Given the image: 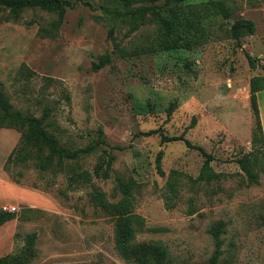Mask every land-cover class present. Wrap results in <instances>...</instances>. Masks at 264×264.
Segmentation results:
<instances>
[{
	"label": "rangeland",
	"instance_id": "rangeland-1",
	"mask_svg": "<svg viewBox=\"0 0 264 264\" xmlns=\"http://www.w3.org/2000/svg\"><path fill=\"white\" fill-rule=\"evenodd\" d=\"M66 1L61 17L26 9L13 21L0 11V87L12 108L43 118L60 147L91 146L100 130L105 143L61 167L41 172L30 158L7 171L22 131L0 129V211L15 207L0 226V256L25 250L35 233L26 264H139L119 253L114 219L92 197L117 202L126 181L143 220L135 241L162 243L170 264H264V173L250 183L237 163L255 128L248 83L264 73V0ZM160 5L170 29L151 12L133 23L137 6ZM239 19L255 23L252 35L234 39ZM257 98L264 134V92ZM157 128L203 147L217 177L198 180L204 156L146 134ZM111 157L109 176L93 175Z\"/></svg>",
	"mask_w": 264,
	"mask_h": 264
},
{
	"label": "trees",
	"instance_id": "trees-1",
	"mask_svg": "<svg viewBox=\"0 0 264 264\" xmlns=\"http://www.w3.org/2000/svg\"><path fill=\"white\" fill-rule=\"evenodd\" d=\"M131 2L132 0H123ZM171 1L181 2L183 0H164V3ZM69 3L66 0H0V11L7 13V18L13 21H18L22 12L26 9H39L46 12L58 14L59 17L64 15ZM217 8L223 9L219 2H215ZM208 6H210L208 4ZM211 7V6H210ZM160 6H137L132 10L131 16L133 23H136L138 15L151 12L155 22L161 24L166 30L171 28V22L162 15ZM213 8V7H212ZM211 14L213 12L210 11ZM140 19V18H139ZM47 35H50L52 29H44ZM255 31V23L249 19H239L231 27V35L234 39H238L245 35H252ZM182 37L181 35L179 36ZM178 43V42H175ZM171 45V46H170ZM173 44H168L165 48H173ZM178 46V44L176 45ZM250 67L255 68V60L248 53L246 54ZM110 61L109 56L102 55L98 62H93L92 67L97 70L103 67ZM264 67V65H263ZM249 103L255 120V128L252 132L251 150L243 154L238 160L241 170L245 173L250 183H257L259 170L264 173V134L260 119L258 106V93L264 90V73L256 74L249 79ZM8 98L0 87V129L1 128H19L21 129L20 139L17 145L9 153L3 169L9 170L11 163L15 161H27L32 158L35 161L34 166L41 172L47 171L52 167H61L66 159H77L79 155L89 153L91 150L103 145L105 139L100 130L95 143L91 146L69 151L66 148L60 147L54 135L49 132L43 124V118L24 115L19 110L10 106ZM147 135L157 134L162 142L183 141L185 145L194 148L204 156V162L200 173L197 175L198 180L210 181L217 177L213 172L210 162L214 159L210 153H207L201 146L192 144L183 134L166 135L161 129H152L146 132ZM118 149H121L118 147ZM111 158L106 160L105 168L101 164L96 165L92 171L97 177L107 178L109 176V165ZM157 167L159 168V156L156 158ZM83 175V174H82ZM85 176V173H84ZM76 181L75 177H72ZM89 178H86L88 180ZM120 186L124 196L117 202L108 201L104 195L95 191L92 197L100 207L109 213L114 219L115 238L117 250L126 259H135L139 264H170L167 248L160 242H136L135 235L138 230L143 228V220L131 211V188L130 182H121ZM170 192L174 193L177 189L176 181L169 184ZM11 212L0 211V226L12 218ZM217 245L221 243L218 228L212 230ZM27 248L18 253L5 254L0 256V264H26L33 255V246L35 233L27 235ZM217 247L216 255L219 253Z\"/></svg>",
	"mask_w": 264,
	"mask_h": 264
},
{
	"label": "built area",
	"instance_id": "built-area-1",
	"mask_svg": "<svg viewBox=\"0 0 264 264\" xmlns=\"http://www.w3.org/2000/svg\"><path fill=\"white\" fill-rule=\"evenodd\" d=\"M2 210L11 212V211L15 210V207H13V206L12 207L11 206H3Z\"/></svg>",
	"mask_w": 264,
	"mask_h": 264
},
{
	"label": "crops",
	"instance_id": "crops-1",
	"mask_svg": "<svg viewBox=\"0 0 264 264\" xmlns=\"http://www.w3.org/2000/svg\"><path fill=\"white\" fill-rule=\"evenodd\" d=\"M261 92H264V90L261 91ZM261 92H259V93H261ZM259 93H258V94H259ZM259 112H260L259 115H260V118H261V122H262V125H263V116L261 115L262 113H261V109H260V108H259Z\"/></svg>",
	"mask_w": 264,
	"mask_h": 264
}]
</instances>
